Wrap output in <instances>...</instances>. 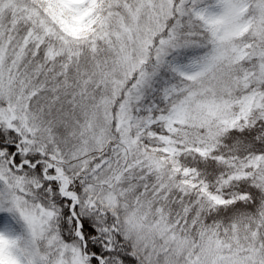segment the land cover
Segmentation results:
<instances>
[{
	"label": "snow or ice",
	"instance_id": "obj_1",
	"mask_svg": "<svg viewBox=\"0 0 264 264\" xmlns=\"http://www.w3.org/2000/svg\"><path fill=\"white\" fill-rule=\"evenodd\" d=\"M0 264H264V0H0Z\"/></svg>",
	"mask_w": 264,
	"mask_h": 264
}]
</instances>
